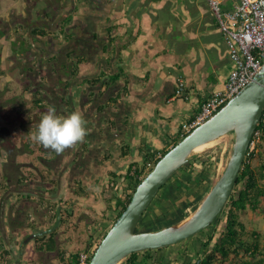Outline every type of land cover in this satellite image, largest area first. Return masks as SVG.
<instances>
[{
    "label": "flooded vegetation",
    "instance_id": "af4514ba",
    "mask_svg": "<svg viewBox=\"0 0 264 264\" xmlns=\"http://www.w3.org/2000/svg\"><path fill=\"white\" fill-rule=\"evenodd\" d=\"M186 2L187 0H22L21 14L11 9L12 11L8 12L11 15L8 21L0 19V22H3L0 23V33L4 34L11 49L15 50L13 56L17 55L19 62L13 60L12 63L18 64L17 68L23 71L28 84L26 89L30 95L41 93L39 98L47 104L45 113L50 105L55 106L58 116L79 112L86 122L87 129V135L81 142L59 153L39 144V149L53 154L52 161H44L47 168L54 170L50 177L54 183L49 182V177L44 178V168L39 167L37 171L43 177L42 180L34 177L26 187L20 185L19 179L24 175L21 170L18 174L20 164L15 159L18 153L12 154L8 169L13 170L14 174L9 175V185L16 197L13 198L8 214L7 209L0 207V264H9L10 261H13V264L22 263L19 257L13 260L11 248L14 243L11 236L20 237L21 234L24 238L17 240L15 245L23 250L28 243L34 242V250L38 254L34 262L28 261L26 264H62L65 243L61 238L62 234L56 238L58 246L54 251L39 250V245L42 244L38 242L39 239L47 236L41 235L54 227V224L46 225L48 210L43 208L42 203L47 206L48 203H55V200L64 201L60 203L59 209L69 210L73 214L72 220L76 223L77 220L80 221V217L86 221L92 220L89 214L82 212L79 217L75 216V210L80 205L75 206L77 204L70 202V196L78 197L79 189L85 190L88 195L78 197L81 206L94 200L98 204L96 207L92 204L91 206L99 212L106 209L107 196H122L130 164L143 163L144 158H133L132 153L131 157H124L122 149H126V144L121 143L119 139L123 138L122 118L126 114L123 109L129 84L124 78L117 82H113L112 78L122 73L126 76L125 61L128 53L130 54L128 50L132 48L135 51L137 38L156 12L162 11L164 15L160 20L163 22V28L160 33L162 36L157 39L158 43L171 49L174 41L179 38L181 45H186L185 37L179 35L180 37L176 38L174 32V24L179 19L182 20L181 10L185 12ZM13 56L11 55V58ZM126 77L129 81L128 76ZM168 77L172 78L169 82L170 89H173L175 84L180 85V79L176 83L172 76ZM183 84L184 90L187 89L185 82ZM183 91L177 94L178 99L187 97L188 92ZM39 122L40 119L35 114L23 119L19 122L22 127L20 135L24 133L29 136L26 132L29 129H32L34 134ZM94 126L98 127L97 131L101 132V135L105 131L109 133L113 128L119 131L117 137L104 138L94 130ZM175 139L172 138L171 144L175 143ZM118 160L124 161L125 164L119 166ZM116 166L117 169H114ZM3 173L7 175L8 170ZM99 174L103 181L99 179L97 183ZM101 182L100 186H96ZM111 189L112 194L107 191ZM78 198L73 199L79 202ZM4 209L7 215L4 214ZM109 213L110 218L116 216L114 209ZM219 217L220 228H223L227 225V218L223 216V212ZM174 224H168L167 227ZM75 225L77 224L73 225L71 222V227ZM33 227L37 229L36 233L26 234L25 229ZM59 230L60 228L56 231ZM89 230L91 231L87 225L84 233ZM8 231L12 234L9 235ZM75 232L77 233V230ZM1 245L11 254L4 256ZM185 248L173 255L176 257V264H182L185 260ZM169 258L172 260V256Z\"/></svg>",
    "mask_w": 264,
    "mask_h": 264
},
{
    "label": "trees",
    "instance_id": "16d2710c",
    "mask_svg": "<svg viewBox=\"0 0 264 264\" xmlns=\"http://www.w3.org/2000/svg\"><path fill=\"white\" fill-rule=\"evenodd\" d=\"M215 21L220 32L216 18ZM177 36L175 37L177 38ZM221 36L224 38L222 33ZM3 74L0 57V78ZM123 78L128 83V79L123 73L116 75L112 80L113 82H117V80ZM179 93L181 92L177 90L176 94ZM40 96L41 93H37L32 96V100H21L18 103H15V99L9 101V103L8 101H4L6 105L0 106V198H3V194L11 189L9 185V174L4 175L3 172L8 170V166L10 167V158H12L13 152L7 150L5 144H10V148H17V138L12 133L23 119L25 120V118L31 117V114L34 113L41 120L47 109V104L42 98H39ZM0 100H2L1 97ZM97 129L98 127L94 126V130L97 131ZM257 130L262 131L261 141L247 154L237 180V185L231 195L229 203L223 211V216L227 218V225L220 228V217H218L211 228L203 231L201 238H197L196 236L193 249L190 247L185 248L186 258L182 264H194L198 258H203L200 264H264V231L250 230L244 222L245 217L250 212L264 215V117L259 123ZM26 132L29 133V136L24 133L20 135L21 133H19L20 142L22 138V147H33V143L35 142L32 139L33 136H31L32 129L26 130ZM98 134L101 136V132H98ZM185 137L178 136L174 140L173 147ZM24 143L27 145L25 146ZM122 150L125 158L131 157L132 151L130 144H127L126 149L123 148ZM142 150L145 152L144 161L143 163L130 164V169L126 176V187L123 188L122 196L113 195L112 189L107 190L110 193L112 192V195L107 196L105 199L106 209L98 213L102 219L100 222L91 220L93 224H97L96 229L85 232L87 237L84 244L82 242L80 246H76L71 250L67 248L63 249L62 264H79L80 254L83 252L90 253L91 258L94 256L108 231L125 212L143 178L155 168L160 160L157 154L164 156L169 151L161 150L157 153H148L145 149ZM220 150L221 147L209 151L206 154L204 153L205 155L200 154L192 157L189 163L181 168L169 183L162 188L140 222L137 231L148 232L154 229L161 230L167 227L168 224H178L185 220L190 215L189 210L197 206L194 208L195 212L214 185L215 173L219 164V156L217 154ZM19 164L18 174L22 166H24L21 163ZM223 172L224 168L221 169L220 174ZM34 174V172H31L30 175L19 179V184L24 187L31 179L33 180L35 177ZM142 176L143 178L140 179ZM49 182L54 183L50 177ZM168 189L173 194L169 191L164 196ZM79 191L78 197L88 196L85 190L79 189ZM29 198L32 199L30 196ZM61 202L64 201L48 203L47 206L45 203H42L43 208H47L45 210H48V215L45 218L49 226L55 224L57 209L60 207ZM113 209L114 211L116 210V216L110 218L109 212L113 211ZM72 216L73 214L69 210L62 211L61 225L68 224L71 227L70 220H72ZM108 220L110 222L109 225L103 223ZM60 234H62L61 230L39 239L38 242L42 243L39 245V250L46 252L54 251L58 246L56 238ZM1 248L4 256L11 254L3 245H1ZM165 249L135 253L129 256L122 264H171V258L160 255ZM68 253L69 256L66 258ZM190 254H193V257ZM9 264H13V261H10Z\"/></svg>",
    "mask_w": 264,
    "mask_h": 264
},
{
    "label": "crops",
    "instance_id": "0c3cea01",
    "mask_svg": "<svg viewBox=\"0 0 264 264\" xmlns=\"http://www.w3.org/2000/svg\"><path fill=\"white\" fill-rule=\"evenodd\" d=\"M232 1V5L226 2L225 7L232 9L238 0ZM202 2L207 3V0H187L185 12L181 10L185 17L174 24V32L185 37L186 45H181L176 40L171 49L166 45L161 46L157 39L161 35L163 22L152 16L137 38L135 51L132 48L128 50L130 54L128 53L125 65L129 91L123 109L126 113L122 118L123 138L119 140L131 145L133 158H144L145 152L142 149L148 153H157L172 147L171 140L181 136L182 125L189 123L200 113L203 104L213 93L225 88L232 68L227 45L217 28L215 18L210 19L201 11L199 6ZM206 55L213 58L214 66L211 71L206 65ZM168 76H172L176 83L179 79L185 82L187 89L183 90L188 92L186 98L178 99L176 91L180 87L175 84L170 89L169 82L172 78ZM154 79L158 80L159 88L151 97V107L145 113L147 107L145 108L144 100H140L143 90L140 82L146 84ZM118 131L113 128L101 136L117 137ZM124 164V161L118 160L119 166ZM98 176L97 183L99 179L103 181L101 174ZM101 184L102 182L96 186ZM45 223L48 226V222ZM34 247V242H30L23 250L18 248L21 254H14L13 260L19 257L22 264L34 262L38 256ZM74 248L72 245L67 249ZM190 256L193 257V254Z\"/></svg>",
    "mask_w": 264,
    "mask_h": 264
},
{
    "label": "water",
    "instance_id": "95a60500",
    "mask_svg": "<svg viewBox=\"0 0 264 264\" xmlns=\"http://www.w3.org/2000/svg\"><path fill=\"white\" fill-rule=\"evenodd\" d=\"M153 16L159 20L164 17L162 11L154 13ZM181 16L185 17L183 14ZM177 41L180 42V39L178 38ZM177 45L179 46L178 43ZM206 57L208 70H213V58L209 55ZM140 84L143 89L140 100L145 102L146 113L151 107V97L159 88L158 80L154 79L146 84L140 82ZM263 117L264 66L254 80L218 113L193 130L158 161L155 168L137 187L125 212L102 240L90 264H122L135 253L178 245L209 229L230 201L250 151L254 133ZM230 134L235 136L231 158L196 211L184 221L167 228L138 232L140 222L162 188L189 163L197 150L203 146L216 144ZM61 213L62 210L59 209L54 227L41 236L50 235L60 227ZM201 261L202 259L199 258L194 264H200Z\"/></svg>",
    "mask_w": 264,
    "mask_h": 264
},
{
    "label": "rangeland",
    "instance_id": "374dc122",
    "mask_svg": "<svg viewBox=\"0 0 264 264\" xmlns=\"http://www.w3.org/2000/svg\"><path fill=\"white\" fill-rule=\"evenodd\" d=\"M226 2L230 5H232V3H233L232 0H224L222 3V6L224 8H226L225 7ZM0 5H1L0 19L1 18L4 19V22L8 21V19L11 17V15H9L8 12L15 10L17 13H20V14L22 13L20 11L22 9V0H1ZM199 7H200L201 11L203 13H205L210 19L215 18L208 2L207 3L202 2ZM0 23H3V22H0ZM1 29H2V27H1ZM14 52H15V50L11 49L9 41H7L4 38V34L0 33L1 70L4 73L3 76H1V78H0V97L2 99V100H0V106L6 105L4 103V101H8V103H9V101H12L15 99L14 100L15 103H18L21 100L22 101L23 100L30 101L33 99V97L30 95V93L26 89V86L28 84L26 82L27 80L24 77L23 71L21 70V68H17V67H19L18 64L12 63L13 60H15L16 62H19L18 59L16 58L17 55L15 57L13 56ZM11 55L13 56L12 58H11ZM33 114L34 113H32L31 116ZM36 123H38V121H36ZM33 124H35V123H33ZM20 131H22V127H21V125L18 124L12 133L14 135V137L17 138V140H16L17 149H19V150L17 151V149H15V148L13 150V147L12 148L9 147L10 144L9 145L5 144V147L7 150H10L11 152H13V154L18 153V155L15 158L18 163H28L29 164V165L22 166V168L20 169L21 174L24 175V177H25L27 175H30L31 172H34L35 178L37 180H39V179L42 180L43 177L37 171V168L41 167V168L45 169V170L44 169L42 170V173L44 174L43 175L44 178H45V176L51 177V175H53L54 170L52 168H49V167L47 168L46 167L47 165H46L44 160H51L52 161V159L54 158L53 154L50 152L48 153L44 150L39 149L40 143L34 139L33 134L31 135V136H33L32 139H34V142H35V143L32 142L33 147H30L27 150H24L23 148H26V147H22V144H21L20 139H19ZM234 139H235V136L233 134H230V135L222 138L219 142L214 144V146L210 147L206 152L205 151L204 152L199 151L198 153H196L193 156V157H195L196 155H200V154L205 155L207 152L213 151V150L221 147L220 152L217 154L219 156V164L217 167V171L215 173L216 175H215V179H214V184L217 182V180L219 179V177L221 175L220 174L221 169L224 168V170H225V167L231 158V155L233 152V141H234ZM24 145L26 146L27 144L24 143ZM8 174L13 175L14 174L13 170L8 169ZM169 191H171V190L168 189V191L165 192L164 196ZM170 193L173 194L172 191ZM13 194H14V190L11 188L9 191H7L3 194L4 199L0 198V207L3 206L5 209H7L6 210L7 214L11 208L10 206H11L12 201H13L12 199L14 197H16V195H13ZM65 197L68 198V196L66 194H65ZM70 198H72L70 202H73V204H77L75 206L80 205V207H77L75 210V216L76 217H79L81 215V212H82V214H85V213L89 214L91 216L92 220H96L97 222H100V220L102 218H101L100 214H98L99 210L96 208H93L91 206V204H92L94 207H96V204H98L96 201L92 200V203H87L86 205L81 206L80 198L75 197V195H71ZM73 198H78L79 202L75 201ZM54 202L58 203L57 201H54ZM62 207H63V205H62ZM81 207H84V208H81ZM195 207H197V206H195ZM194 208L193 209L191 208L189 210L190 216L194 213ZM5 209L3 211L4 214H6ZM58 210H59V208L57 209V212H58ZM80 218H81V219H79L80 221L78 222V220H77L76 223H74L73 220H70V224H71V222L73 223V225L77 224L74 227H70L68 224H64V225H61L59 227L60 230L62 231L61 238H62V240H65V243L63 244L64 248H71L72 245H74L75 247L80 246V243H82V242L84 244L86 241V237H87L86 234L84 233V228L87 225L90 227V229L92 231H94L96 229L97 224H93L92 221H86V219H83L82 217H80ZM34 220H35V222H37L36 217H34ZM244 222L246 223L248 229H250V230L264 231V215H262V214L250 212L248 214V216L245 217ZM79 223H80V225H79ZM87 223H89V224H87ZM103 223L109 225L110 222L108 220V221H104ZM25 230L27 231L26 234H28V235L36 233L35 227H33L32 229L27 228ZM76 230H77V233L75 232ZM157 230L158 229H154L153 231H157ZM202 233H200L197 236V238L198 237L201 238ZM11 234H12V232H9V235H11ZM23 238H24L23 234H21L20 237H16L14 235L11 236V239L14 242L11 245L13 254L18 253L20 256L21 253L19 252L18 246L15 245V242L17 240L23 239ZM11 239H9V240H11ZM195 241H196V239L193 238L191 240L184 241L181 244L168 247L165 250H163L160 255L161 256H168V257L172 256L171 261H173L172 262L173 264H176L177 262L174 261V259L176 257H173V255L175 253L182 252L183 247H190L193 249Z\"/></svg>",
    "mask_w": 264,
    "mask_h": 264
},
{
    "label": "built area",
    "instance_id": "2783aa9c",
    "mask_svg": "<svg viewBox=\"0 0 264 264\" xmlns=\"http://www.w3.org/2000/svg\"><path fill=\"white\" fill-rule=\"evenodd\" d=\"M223 1L207 0L226 41L232 64L231 72L225 88L213 93L203 104L200 113L192 121L182 125V137L189 135L218 113L254 80L264 66V0H238L232 9L224 8ZM179 87L181 92L184 89L181 79ZM261 138L262 131L256 130L250 150L260 143ZM157 156L160 159L163 157L162 154ZM68 256L69 253L66 258ZM90 262V253L80 254L79 264Z\"/></svg>",
    "mask_w": 264,
    "mask_h": 264
},
{
    "label": "clouds",
    "instance_id": "9594fccd",
    "mask_svg": "<svg viewBox=\"0 0 264 264\" xmlns=\"http://www.w3.org/2000/svg\"><path fill=\"white\" fill-rule=\"evenodd\" d=\"M85 123L79 112L58 116L55 106L50 105L33 134L34 139L44 147L59 153L85 138L87 135Z\"/></svg>",
    "mask_w": 264,
    "mask_h": 264
},
{
    "label": "bare ground",
    "instance_id": "6f19581e",
    "mask_svg": "<svg viewBox=\"0 0 264 264\" xmlns=\"http://www.w3.org/2000/svg\"><path fill=\"white\" fill-rule=\"evenodd\" d=\"M214 146V144H210V145H207V146H203V147H200L196 153H198L199 151L201 152H204V151H207L210 147Z\"/></svg>",
    "mask_w": 264,
    "mask_h": 264
}]
</instances>
